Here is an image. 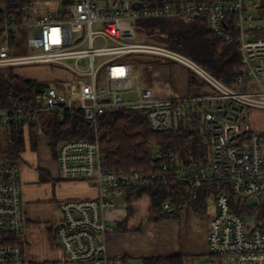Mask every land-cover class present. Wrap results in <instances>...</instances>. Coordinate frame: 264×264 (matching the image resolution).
<instances>
[{
  "label": "built area",
  "instance_id": "1",
  "mask_svg": "<svg viewBox=\"0 0 264 264\" xmlns=\"http://www.w3.org/2000/svg\"><path fill=\"white\" fill-rule=\"evenodd\" d=\"M29 8L20 23L0 29L6 39L23 31L25 45L36 53L12 55L6 40L0 48V68L46 65L59 71L36 91L35 106L1 109L4 126L24 121L29 140L30 122L41 113L81 110L93 141H66L55 159L63 182H85L96 195L61 202L62 220L51 227L69 264H126L108 251L113 231L109 213L128 209V192L145 196L149 187L167 186L171 178L190 190H207L216 206L209 224L208 252L231 257L235 264H264V224L250 222L238 206L264 198V154L260 133L250 119L264 110V16L262 0H74L67 7ZM204 22L210 34L238 51L239 78L233 87L212 76L199 63L168 47L137 43L141 21ZM148 37V36H147ZM102 41L105 47L96 48ZM136 55L159 57L185 67L211 93L186 98L157 99L135 74ZM87 60L88 66L79 63ZM145 112L154 131H168L179 118L199 110L209 142V157L186 160L152 153L159 165L151 172L130 173L106 166V147L100 141L99 119L110 110ZM24 161H0V264H31L25 235L28 218L22 173ZM139 194L140 191H142ZM197 194L193 197L196 199ZM167 212L175 209L167 203Z\"/></svg>",
  "mask_w": 264,
  "mask_h": 264
},
{
  "label": "trees",
  "instance_id": "2",
  "mask_svg": "<svg viewBox=\"0 0 264 264\" xmlns=\"http://www.w3.org/2000/svg\"><path fill=\"white\" fill-rule=\"evenodd\" d=\"M5 11L0 9L1 25L20 23L26 11L36 4L60 3L67 7L74 0H4ZM261 14L264 16V0ZM139 28L148 37H163L166 46L179 54L185 55L199 63L206 71L218 80L233 87L239 78L238 51L234 45H226L215 39L204 22L187 23L184 21H141ZM23 31L10 33L6 39L5 31L0 29V48L6 42L10 43L12 55H18L24 45ZM142 61H135L140 64ZM144 73L149 65L143 63ZM15 68H0V107L1 109H27L35 106V92L50 88L51 84L21 77L15 73ZM190 85L197 84V78L190 73ZM145 112H131L125 109L110 110L99 119L100 141L106 147V166L110 169L130 173L134 170L151 172L157 168L155 150L163 156L176 155L183 160L194 156L197 160L209 157V142L203 130L202 116L199 110L189 117L179 118L175 127L168 131H154ZM24 121L5 126L6 159L23 161L26 151V133ZM31 138L35 140L38 133L45 135L56 156L61 142L95 139L94 132L87 126L84 113L77 110L74 113L59 112L41 113L30 124ZM264 145V134H261ZM33 141V140H32ZM35 148V145H34ZM3 160V159H2ZM7 161V160H6ZM197 194L196 199L193 197ZM211 193L207 190H190L185 182L171 178L167 186L149 187L145 196L140 197L134 190L128 192L126 201L129 203L127 216L119 222L115 232L124 233L139 230L132 225L139 219L137 203L146 201L147 221L162 222L171 216L192 209L197 214L208 211V200ZM171 204L175 213L163 209L165 204ZM245 218L255 217L257 222L264 224V202L261 205L244 203L238 206ZM140 224V223H139ZM188 256L175 255L169 257H153L143 259L142 264H186ZM123 262H126L124 259ZM31 264H58L55 261L31 262Z\"/></svg>",
  "mask_w": 264,
  "mask_h": 264
},
{
  "label": "crops",
  "instance_id": "3",
  "mask_svg": "<svg viewBox=\"0 0 264 264\" xmlns=\"http://www.w3.org/2000/svg\"><path fill=\"white\" fill-rule=\"evenodd\" d=\"M175 70L176 72L183 71V69H179L178 67L175 68ZM190 73L191 72L188 71L186 76L187 79L185 78V73L181 79H176L180 85H178L174 80V83L171 82L169 86L164 88L159 87L158 85L144 86L150 88L154 97L157 99H169L175 97L186 98L210 94L211 89L198 79L196 85H190ZM39 137L40 133L37 134L35 140L31 137L29 140L27 139L26 151L23 154L25 168L23 169L24 179L22 182H24L26 212L28 218V231L24 238L28 248V258L30 262L55 261L58 264H69L66 262L64 263L63 251L57 243L56 247L52 248V251H45L44 249H42L43 251L39 250L41 248H39L38 243L42 232L40 230L42 227L46 226L44 225L45 222L49 221L48 227L46 226L45 228L49 232V241H55V238L53 237L54 232L53 230L51 231V227L57 225L58 222L60 223L62 217L60 221L55 223L51 222V220L54 219L52 215L54 212L52 211L51 218L49 220L46 219L48 217L47 211L45 212L42 210V207L40 206L41 204H39L40 202L34 200V198H32V194L37 190V182L43 184L48 179L49 183L52 184L56 182L61 188L58 205L67 200L94 197L96 195V191L91 185L81 181L73 183L63 182V180H61L62 182L53 181L50 173L46 169L40 167L38 163L37 165H34L32 160H29V158L30 156H35V151L39 148ZM48 146H50L49 141ZM27 155H29L28 158ZM26 164L29 167H26ZM28 168L29 170L31 168L33 169V171L30 170L32 172L30 173L31 176L28 175ZM57 168L59 170L58 164ZM139 203L140 202L136 204L137 209ZM127 212L128 209H124L120 206L118 210L113 211L108 215L109 225L113 229L108 237V251L111 257L121 258L123 260L125 259L126 264H131L132 261L142 262L143 259L153 257H169L175 255H185L191 257L193 255L209 254L207 238L209 233V224L213 217L208 220L206 226L202 227L198 226V221H196L193 215H189L188 218L180 219L178 221H162L163 223L161 222L159 224L152 225V223L145 224V221H147L146 213L145 216L143 214V216H140L139 219H135L132 222V225L138 227L139 230L124 233L115 232L117 224L125 219ZM111 222L114 224H110ZM54 245L55 244H53V246Z\"/></svg>",
  "mask_w": 264,
  "mask_h": 264
},
{
  "label": "rangeland",
  "instance_id": "4",
  "mask_svg": "<svg viewBox=\"0 0 264 264\" xmlns=\"http://www.w3.org/2000/svg\"><path fill=\"white\" fill-rule=\"evenodd\" d=\"M42 7V10H48V11H53L55 9L60 8V3L57 2H52V3H43L40 5ZM0 9L2 11H5L6 9V4L4 0H0ZM261 37L264 38V31L260 34ZM137 43L139 44H143V45H150V46H157V47H167L166 46V41L163 37H147L145 34H143L142 32H138V40ZM105 47V44L102 41H97L96 42V48H102ZM36 53L33 49H30L25 45H23L21 52L18 55H32ZM134 59L136 60H140L142 61L140 64H138V67L135 71V74L140 76V83L142 85H148V86H159V87H166L169 86L172 83H174V80L176 81L181 79L184 76L185 73V78L187 79V74H188V70L185 69V67L183 68L180 65H177L175 63H171L169 61H165L159 57H154V56H149V55H136L134 57ZM150 64L148 71L144 73V65L143 63ZM79 66L81 68H86L88 66V61L84 60L82 62L79 63ZM181 68L183 69V71H179L176 72L175 68ZM15 73L21 77L27 78V79H32V80H38V81H43L48 82L52 77L55 76H60L61 74L59 73V71H55L52 70L49 66L46 65H38V66H26V67H17L15 68ZM153 73V75H152ZM176 83L178 85H180V83L178 81H176ZM250 119H251V123L254 127V129L261 134H264V110H252L249 114ZM6 127L0 122V161H6L8 159H6ZM39 148L37 149V151H35L36 154H34L35 156L29 158V160H32V163L34 165H38L44 169H46L49 173L51 178L53 179V181H61L62 179V175L59 174V170L57 168V162L54 158V154L53 149L48 146V139L45 135H43L42 133H40V137H39ZM30 154H32L31 152H29ZM263 154H264V146H263ZM29 155H27L28 158ZM3 159V160H2ZM25 164V162H24ZM28 165L26 164V167ZM29 167V166H28ZM25 168V167H24ZM31 171H33V169H30ZM28 168V175H30V173H32ZM22 177L24 179V174L22 173ZM49 180V179H48ZM48 180L45 181V183L40 184L39 182H37V187H36V191L33 192V196L32 198H34V200L39 201L41 204L40 206L42 207V210H44L45 212L47 211L48 213V217L46 219H50L51 218V212L53 211L54 214L53 217L54 219L51 220V222L55 223L57 221L61 220V213L60 210L58 209V200L60 199L59 195L60 194V190L61 188L59 187L58 183L54 182V183H49ZM62 182V181H61ZM264 202V198H258V199H254L252 201L249 202V204L252 205H261ZM147 207L148 204L147 202L141 201L138 205V212H139V217L140 216H144L146 215L147 212ZM216 214V206L214 203V199L213 197L209 198L208 200V211L207 213L204 214H197L195 213L192 209H189L187 211H184L183 213H179L177 215L171 216L170 218H168L167 220L163 221H173V220H180V219H184V218H188V216L193 215V217L196 219V221H198V226L202 227V226H206V223L208 222V220L212 217H214ZM256 218L255 217H251L249 218V221H255ZM49 222V221H48ZM45 222L44 225H46L48 227L49 223ZM50 222V224H51ZM162 222V223H163ZM47 223V224H46ZM59 223V222H58ZM159 224L161 222H151V221H145V224ZM110 224H114L113 222H111ZM46 226L42 227V229L40 231L41 232V237L39 240V249L40 251L42 249H44L45 251H52V248L56 247V241H49L48 237H49V232L46 228ZM53 240V238H52ZM53 244H55L53 246ZM43 251V250H42ZM234 260L231 257H219V256H215V255H210V254H204V255H193L191 257H188L186 259V264H235V262H233ZM131 264H142V262L140 261H132Z\"/></svg>",
  "mask_w": 264,
  "mask_h": 264
},
{
  "label": "water",
  "instance_id": "5",
  "mask_svg": "<svg viewBox=\"0 0 264 264\" xmlns=\"http://www.w3.org/2000/svg\"><path fill=\"white\" fill-rule=\"evenodd\" d=\"M156 161H157V160H156ZM141 192H143V190H142V191H140V192H139V194H141ZM172 213H175V210H173V211H172Z\"/></svg>",
  "mask_w": 264,
  "mask_h": 264
}]
</instances>
